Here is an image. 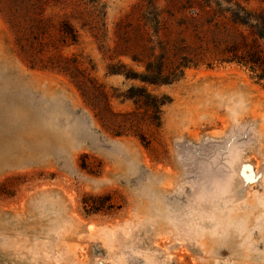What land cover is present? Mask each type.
I'll use <instances>...</instances> for the list:
<instances>
[{"label":"rangeland","instance_id":"obj_1","mask_svg":"<svg viewBox=\"0 0 264 264\" xmlns=\"http://www.w3.org/2000/svg\"><path fill=\"white\" fill-rule=\"evenodd\" d=\"M240 6L264 0H0V264H264Z\"/></svg>","mask_w":264,"mask_h":264},{"label":"trees","instance_id":"obj_2","mask_svg":"<svg viewBox=\"0 0 264 264\" xmlns=\"http://www.w3.org/2000/svg\"><path fill=\"white\" fill-rule=\"evenodd\" d=\"M241 8V6H240ZM244 10L245 15L243 16H237L238 21L248 24L252 29L254 36L257 40L260 41L259 44L253 46V48L245 50L244 54L236 56L235 54L229 58V61L235 60L238 63H242L244 65H249V67L256 72V76L258 79L264 80V10L262 11V14L256 15L253 11L245 10L244 8H241ZM238 15V14H234ZM256 15V16H255ZM146 69H148V66H146ZM149 77H139L143 82L151 83V84H157L158 82H162L159 80L162 76L161 74V68H157L156 72L149 74ZM126 77H131L126 75ZM135 78V77H134ZM159 78V79H158ZM158 79V80H157ZM146 100L143 101V105L147 108H150L152 110V117L154 119H158V112L160 111L159 108L162 106L165 102L164 98H158L155 95L147 94ZM96 108H99V104L97 105L93 102L91 104ZM122 116H125L121 114ZM98 118L101 120L102 125L107 126H122L124 125L122 122L117 120L118 114L113 113L107 109H105V112L102 114H97ZM127 116V115H126Z\"/></svg>","mask_w":264,"mask_h":264}]
</instances>
